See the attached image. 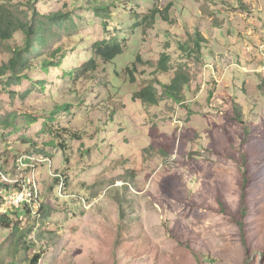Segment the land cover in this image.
I'll use <instances>...</instances> for the list:
<instances>
[{"label":"rangeland","instance_id":"374dc122","mask_svg":"<svg viewBox=\"0 0 264 264\" xmlns=\"http://www.w3.org/2000/svg\"><path fill=\"white\" fill-rule=\"evenodd\" d=\"M114 1L7 5L21 21L17 4L28 19L65 20L48 49L32 53L33 82H0V117L38 114L54 131L0 128V178L28 179L40 195L32 217L0 201L13 219L0 226V264H29L39 252L40 264H264V0H122L109 19L97 15L99 3ZM196 34L201 52L180 53L179 42L193 50ZM108 39L124 50L112 64L93 51ZM23 44L15 35L11 45ZM58 47L63 70L44 69L43 54ZM9 51L0 45V63ZM165 55L168 72L159 69ZM91 61L94 73L68 75ZM177 71L189 79L183 103L134 100L148 85L161 97L160 83ZM69 101L79 107L54 108ZM36 151L53 161L24 172L22 155ZM61 167L69 184L53 190ZM13 191L0 184V198Z\"/></svg>","mask_w":264,"mask_h":264},{"label":"trees","instance_id":"16d2710c","mask_svg":"<svg viewBox=\"0 0 264 264\" xmlns=\"http://www.w3.org/2000/svg\"><path fill=\"white\" fill-rule=\"evenodd\" d=\"M120 1L122 0H115L112 4L105 5L104 3H99V5L96 7L97 15L99 17H103L105 19H109V16H106L104 13L109 12L111 8L113 9H121ZM127 1V0H125ZM15 0H7L6 6H5V0H0V45L4 47L5 49L8 48L11 53V57L6 62L0 63V82L4 83L6 86H13V85H19L24 80L32 81L29 71L33 69L35 66L31 62V55L34 52L35 54H39V51H43L48 49V44L50 41H54L56 39L55 35V28L58 26H61L60 22H63L65 20L64 17L61 15H51L47 18H31L28 19L26 9H21V7L25 8L24 5L17 4V8H20L19 12H25L24 15L26 19H21L17 17L13 11L9 10L7 8V5L13 4L14 5ZM29 5V2L26 3V5ZM126 4H129L126 2ZM96 6V5H94ZM16 8V10H18ZM33 11V10H30ZM39 16V15H38ZM113 17H116V14L113 15ZM43 19V20H42ZM108 31V26L105 23L104 24V31ZM22 33L24 35V44L21 46L18 45H11L12 41H14L15 35ZM197 38L194 40V46H192L193 50H190L191 44L190 43H178V51L184 55H188L189 53L193 52L194 56L196 53H200L202 49V45L205 43L204 39L199 35L196 34ZM94 56L99 58L103 63L105 64H112L114 63L118 58L122 57L124 55V50L121 44L117 43V40L115 39H108L103 42H98L93 46ZM64 54V50H62L60 47H58L54 51H50L49 53L43 54V58L41 59V64L44 69H48L49 67H52L56 70H63V60L62 56ZM60 56V61H57ZM169 57L166 55L162 57L161 62L159 64V69L163 72L169 71ZM98 69V66L96 65L95 61H91L90 63L81 66L80 68L77 67L74 70L70 71L69 76L72 74H75L79 78H84L85 76L94 73ZM188 77L187 75L182 71H177L176 76L173 78V80L170 83H160L162 86V94L161 97L153 85H148L144 89H142L140 92L134 94L133 98L135 101H141L143 104H149V105H159L160 101L162 100V96L164 98L171 99L175 103H183L184 101V90L188 88ZM43 84V82H41ZM75 93H72V91H69L67 95H74ZM80 102L73 101V104L69 102L64 103L63 105H55L54 108L58 111L64 109L65 111L69 110V107L76 106ZM105 105H103L104 107ZM109 108V106H107ZM114 110V107H111ZM112 110V111H113ZM111 111V109H110ZM69 112V111H68ZM52 119V118H51ZM48 118H44V123L40 121V117H38V114H28L27 112H20L18 114H15L14 112L7 113L5 116L0 117V128L7 129L10 127H13L15 129H19L20 125H27L33 127L34 125L41 124L42 123V129L41 131H44L42 134L47 135H54V131L49 127L48 125ZM57 138L60 140H65V138L59 133L57 135ZM58 140V141H60ZM28 143L32 144V142L28 141ZM62 143V142H61ZM55 145H53L54 147ZM59 147L61 148L62 156L65 154V157L61 163L62 167L68 164L69 157L67 155L68 149L65 150V145L59 144ZM34 150H38L36 146L33 147ZM38 155L39 158H36ZM49 156V157H45ZM64 157V156H63ZM48 160L50 163L53 161V152H50L48 154H44V151L41 152H29L27 154L22 155L21 160V166L24 168V172L32 170V166L34 165H41L46 166L47 161L42 160ZM36 167V166H35ZM62 167L60 169L59 173L56 171V176L54 177V185L53 190L59 189V187H62V190L65 186L69 184V177L68 173L62 170ZM69 172V171H68ZM10 178H12L14 173H6ZM63 174V175H62ZM4 176V174H3ZM2 177V176H0ZM1 179V178H0ZM16 180V179H11ZM22 181L17 182L15 185H11V183H5V181H2L1 179V186L3 189H10L14 188L17 191H21L25 188L28 179H21ZM34 193H37L35 191V188H33ZM13 190V189H12ZM52 190V188H51ZM15 192V191H13ZM12 192V193H13ZM11 193L8 192L4 197L0 198V201L2 202L1 205L4 206L6 199L8 195ZM57 198H60V195H57ZM38 199L40 200V195H38ZM37 199V202L39 200ZM26 206V205H25ZM43 209V204L39 208V212ZM18 212V210H16ZM23 212L26 213V211L31 216L32 211L28 209H22ZM40 214V213H39ZM19 213H17V216ZM10 212H1L0 214V226L3 228H10V222H13V219L11 217ZM32 217V216H31ZM20 219V217L18 218ZM18 231V230H17ZM23 240V239H22ZM21 247V246H20ZM22 250V247H21ZM42 259V253H35L31 257H26L25 261L29 264H40Z\"/></svg>","mask_w":264,"mask_h":264},{"label":"built area","instance_id":"2783aa9c","mask_svg":"<svg viewBox=\"0 0 264 264\" xmlns=\"http://www.w3.org/2000/svg\"><path fill=\"white\" fill-rule=\"evenodd\" d=\"M37 197V193H34L32 188H30L29 186H25V188L21 191H17L16 193L13 192L8 195L5 206L7 205V208L10 207L14 209H19L25 205L27 207L35 208Z\"/></svg>","mask_w":264,"mask_h":264},{"label":"clouds","instance_id":"9594fccd","mask_svg":"<svg viewBox=\"0 0 264 264\" xmlns=\"http://www.w3.org/2000/svg\"><path fill=\"white\" fill-rule=\"evenodd\" d=\"M26 186H30V183L29 182H27V184H26ZM32 188V187H31ZM33 190V189H32ZM36 191V190H35ZM38 195V194H37ZM37 199H38V197H37ZM37 199H36V204H35V208H36V205H37ZM5 205V204H4ZM28 209V210H31L32 211V214L35 212V215H37V212L35 211V209L33 208V207H27V206H23V207H21V208H19L20 210L21 209ZM11 209H14V208H11ZM19 209H14V210H19ZM37 210H39V208L37 209ZM7 212V210L5 209L4 210V213H6Z\"/></svg>","mask_w":264,"mask_h":264}]
</instances>
